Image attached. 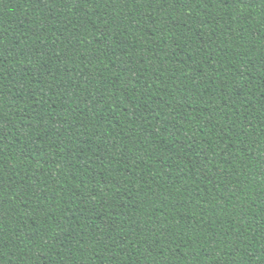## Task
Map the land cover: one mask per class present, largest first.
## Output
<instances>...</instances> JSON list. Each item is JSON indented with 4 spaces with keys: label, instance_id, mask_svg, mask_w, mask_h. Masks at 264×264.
<instances>
[{
    "label": "trees",
    "instance_id": "obj_1",
    "mask_svg": "<svg viewBox=\"0 0 264 264\" xmlns=\"http://www.w3.org/2000/svg\"><path fill=\"white\" fill-rule=\"evenodd\" d=\"M0 264H264V0H0Z\"/></svg>",
    "mask_w": 264,
    "mask_h": 264
}]
</instances>
